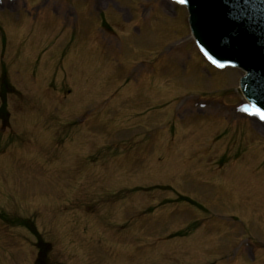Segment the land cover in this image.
Instances as JSON below:
<instances>
[{
    "label": "rangeland",
    "instance_id": "obj_1",
    "mask_svg": "<svg viewBox=\"0 0 264 264\" xmlns=\"http://www.w3.org/2000/svg\"><path fill=\"white\" fill-rule=\"evenodd\" d=\"M242 76L168 0H0V264H264Z\"/></svg>",
    "mask_w": 264,
    "mask_h": 264
},
{
    "label": "water",
    "instance_id": "obj_2",
    "mask_svg": "<svg viewBox=\"0 0 264 264\" xmlns=\"http://www.w3.org/2000/svg\"><path fill=\"white\" fill-rule=\"evenodd\" d=\"M172 1L186 7L191 34L212 65L245 73L237 93L264 118V0Z\"/></svg>",
    "mask_w": 264,
    "mask_h": 264
},
{
    "label": "trees",
    "instance_id": "obj_3",
    "mask_svg": "<svg viewBox=\"0 0 264 264\" xmlns=\"http://www.w3.org/2000/svg\"><path fill=\"white\" fill-rule=\"evenodd\" d=\"M37 248H38V257H37V260H36V264H47L46 263V255L47 253H49V250H46V243H43L42 241H39L37 243ZM49 246V245H48Z\"/></svg>",
    "mask_w": 264,
    "mask_h": 264
},
{
    "label": "snow or ice",
    "instance_id": "obj_4",
    "mask_svg": "<svg viewBox=\"0 0 264 264\" xmlns=\"http://www.w3.org/2000/svg\"><path fill=\"white\" fill-rule=\"evenodd\" d=\"M179 2H181V3H186V0H179Z\"/></svg>",
    "mask_w": 264,
    "mask_h": 264
}]
</instances>
